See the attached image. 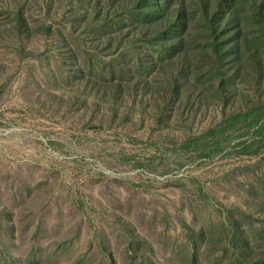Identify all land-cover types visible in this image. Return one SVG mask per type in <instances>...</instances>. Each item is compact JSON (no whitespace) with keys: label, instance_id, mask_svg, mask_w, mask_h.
<instances>
[{"label":"rangeland","instance_id":"rangeland-1","mask_svg":"<svg viewBox=\"0 0 264 264\" xmlns=\"http://www.w3.org/2000/svg\"><path fill=\"white\" fill-rule=\"evenodd\" d=\"M204 1L132 2L171 52L129 0H0V264H264V90L206 42L248 60L264 0Z\"/></svg>","mask_w":264,"mask_h":264},{"label":"trees","instance_id":"trees-1","mask_svg":"<svg viewBox=\"0 0 264 264\" xmlns=\"http://www.w3.org/2000/svg\"><path fill=\"white\" fill-rule=\"evenodd\" d=\"M138 0H129V8L131 11L139 12L137 8L138 5H135L132 8V2ZM143 1V0H142ZM173 1V0H172ZM172 3V2H171ZM210 0H205L203 2L202 8V17L205 21L210 18V9H209ZM171 6L167 7V5H162V3H157V5L153 6H146L142 9L138 14H140V19L138 18L137 27L144 31H151V36L156 40L157 44H159L162 48L171 50V52H179L181 48L186 44L185 39L183 36H175L172 33V30L175 28V22L177 19L174 18L170 12ZM183 11L181 12L184 17L181 21V26H184L188 21L192 20V16L189 18L186 16V8L182 5ZM164 9V10H163ZM258 17V21L261 25L258 26L259 30H262L263 37H264V7L256 12ZM222 21H213L211 23V27L206 32L208 35V39H206L207 44L211 48L212 57L209 58L208 63H210L209 68H214L215 71L222 74L224 76L225 83L223 87L227 85L226 81L230 75H228L229 71H232V77H236L237 75L249 77L250 72H253V76H256V87L261 88L264 90V55H263V47H264V40H259L255 49L250 48V43L246 39H241L236 46V50H240L243 47L245 50L246 56L249 57L248 60L244 61L242 58H237L236 64H234L233 70L228 69V65H225L227 54L229 52L226 49V44L224 42V38H222L220 33ZM178 25V24H177ZM202 25V24H201ZM204 33V31H203ZM170 34H173L170 35ZM172 36V37H171ZM171 37V38H170ZM226 50V51H225ZM251 50V51H250ZM228 52V53H227ZM185 63H190L192 58L189 54L180 55ZM179 58L176 54V59ZM249 65V66H248ZM227 69V70H226ZM226 70V71H225ZM225 71V72H224ZM226 88V87H225Z\"/></svg>","mask_w":264,"mask_h":264}]
</instances>
